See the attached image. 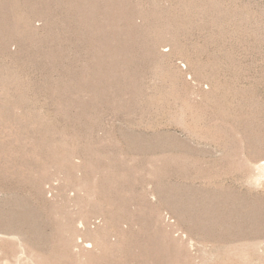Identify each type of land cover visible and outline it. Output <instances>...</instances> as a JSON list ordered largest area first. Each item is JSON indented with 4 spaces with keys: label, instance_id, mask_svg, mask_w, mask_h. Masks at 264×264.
I'll return each instance as SVG.
<instances>
[{
    "label": "rangeland",
    "instance_id": "obj_1",
    "mask_svg": "<svg viewBox=\"0 0 264 264\" xmlns=\"http://www.w3.org/2000/svg\"><path fill=\"white\" fill-rule=\"evenodd\" d=\"M0 264H264V0H0Z\"/></svg>",
    "mask_w": 264,
    "mask_h": 264
}]
</instances>
